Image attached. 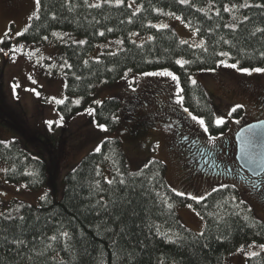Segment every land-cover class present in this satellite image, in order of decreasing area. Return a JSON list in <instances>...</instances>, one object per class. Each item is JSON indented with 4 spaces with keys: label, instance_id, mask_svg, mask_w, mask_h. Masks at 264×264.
<instances>
[{
    "label": "trees",
    "instance_id": "obj_1",
    "mask_svg": "<svg viewBox=\"0 0 264 264\" xmlns=\"http://www.w3.org/2000/svg\"><path fill=\"white\" fill-rule=\"evenodd\" d=\"M100 1L99 7H93V0H40L38 16L23 35L31 43L45 42L55 31H73L86 38L85 44L66 47L61 116L70 120L92 105L100 84L118 83L129 73L170 70L179 78L183 107L205 121L211 136L225 134L228 123L217 126L208 91L199 82L193 84L191 76L217 69L223 53L239 69L264 68V0ZM130 1L141 4V10L136 12ZM244 2L248 6L241 9L243 20L231 27L225 9ZM171 15L181 17L205 46L194 48L172 28L152 25ZM132 32L150 39L133 42ZM118 37L124 39L122 50L88 59L97 42ZM181 59L187 62L183 67L177 64ZM122 105L119 98L110 97L95 106V123L116 136L67 174L60 200L54 196L61 192L53 188L39 206L15 202V214L0 215V264H226V258L242 246L264 245V221L237 187L229 185L193 200L170 187L168 168L160 160L132 171L123 143L145 134L152 123L141 124L128 116L121 128ZM0 159L7 165L8 182L31 190L48 185L46 162L30 155L19 142L0 141ZM61 174L58 166L52 181L58 183ZM188 206L204 218L203 233L183 224L177 209ZM247 264H264V254L249 258Z\"/></svg>",
    "mask_w": 264,
    "mask_h": 264
},
{
    "label": "rangeland",
    "instance_id": "obj_2",
    "mask_svg": "<svg viewBox=\"0 0 264 264\" xmlns=\"http://www.w3.org/2000/svg\"><path fill=\"white\" fill-rule=\"evenodd\" d=\"M100 2L93 0L94 4ZM245 4L248 2L227 6L231 27H236L243 20L241 9ZM129 5L136 12L142 7L135 1H130ZM38 13L35 0H0V141H17L30 155L46 162L49 183L40 190L10 183L6 178L7 165L0 159V215L15 214V202L39 206L53 188L61 192L59 197H54L58 200L62 198L63 181L67 174L75 170L87 155L97 152L96 149L101 148L105 140L116 136L108 130L102 131L94 118L95 106L101 105L107 98L117 97L123 104L119 114L121 128L128 116L141 124L152 123L145 134L123 143L132 171L141 170L152 160H160L168 168L170 187L190 199L196 197L193 200H202L219 188L235 186L257 217L264 221V175L254 182L238 171L235 140L242 128L264 120V73L252 72L248 75L239 68L225 67V64H233L227 55L217 69L191 76V81L201 83L208 91L216 119L228 123L227 132L220 136L208 134L204 127L191 119L193 114L184 111L183 104L176 103L177 93L181 96L177 81L164 75H150L165 71L173 73L170 70L143 75L129 73L118 83L100 84L92 105L70 120L63 118L61 126L54 124L49 130L46 122L62 117L59 112L61 104H56L52 98L63 101L66 98V47L85 44L86 38L73 31H55L57 35L52 34L45 42L25 41V29L28 30ZM152 25L172 28L183 43L194 48L205 46V40L181 17L171 15ZM129 39L143 44L150 37L132 32ZM7 41L6 47L2 45ZM123 47L122 37L99 41L88 59L98 60L103 52H118ZM15 85L19 87L14 91ZM233 108L236 111L241 108L239 117L234 116L236 111L232 112ZM89 109L92 114H89ZM178 123L181 124V134L177 136ZM218 164H221L220 169ZM58 166L62 174L58 183H54L51 174L57 171ZM229 167L231 171H228ZM107 175L111 177L110 172ZM177 211L188 229L198 234L204 232L205 220L196 209L188 206L179 207ZM261 246L258 243L242 246L226 258V264H247L253 252L264 254Z\"/></svg>",
    "mask_w": 264,
    "mask_h": 264
},
{
    "label": "water",
    "instance_id": "obj_3",
    "mask_svg": "<svg viewBox=\"0 0 264 264\" xmlns=\"http://www.w3.org/2000/svg\"><path fill=\"white\" fill-rule=\"evenodd\" d=\"M237 161L252 177L264 175V120L242 128L237 136Z\"/></svg>",
    "mask_w": 264,
    "mask_h": 264
},
{
    "label": "snow or ice",
    "instance_id": "obj_4",
    "mask_svg": "<svg viewBox=\"0 0 264 264\" xmlns=\"http://www.w3.org/2000/svg\"><path fill=\"white\" fill-rule=\"evenodd\" d=\"M121 2H122V0H117V4H120ZM186 2H187V0H181V3H186ZM35 3H36V7L39 8V6H40V0H35ZM92 6L93 7H99L100 5L99 4H96V5H92ZM244 6L247 7L248 5L245 4ZM225 10L227 11V9H225ZM164 27H167V25H164ZM25 31H27V28L25 29ZM53 35H57V34L56 33H53ZM100 35H103V33H100ZM45 39H47V38L45 37ZM198 46H201L202 47V45H198ZM5 54H7V53H5ZM222 55L227 56L228 53H223ZM185 63H187V62L186 61H182V60H178L177 61V64L181 65V67H183V65ZM224 66L225 67H230V68H238L237 64H235V63H233V64H225ZM238 70L239 71H242V72H244L245 74H248V75H251L252 72L264 73V68H260V67H257V68L251 69V70L248 69V68H243V69H238ZM150 75H164V76L171 77L172 80L177 81V88H179V78L176 75H174L173 73H171V72L165 71L163 73H152ZM32 82L34 84L36 83L35 80H33ZM192 83L195 84L196 81L195 80H192ZM16 87H19V85H15L14 86V89H13L14 91H15V88ZM30 90L31 91H35L34 89H30ZM36 95L39 96V93L37 92ZM52 100H54L56 104H62L64 102L63 100H57L55 97H53ZM77 103H78V101H77ZM176 103L177 104H182L183 103V97L179 95V92L177 93ZM237 107H241V106H237ZM184 111L187 112L188 109L185 108ZM235 111H236V108H233L232 109V112H235ZM89 114H92V110L91 109H89ZM191 119L194 120V121H196L199 125H201L202 127H204V130L205 131H207V127H206L205 121L203 119L198 118L196 116H191ZM62 122H63V117H60L59 120H56V121L50 120V121H47L46 123L48 124L49 130H51L54 124L57 127H59V126L62 125ZM215 123L217 124V126H219V125H221V124L224 123V120L223 119H217L215 121ZM99 127H100V129L102 131H107V128L104 125H99ZM96 151L99 152L100 151V148L98 147L96 149ZM108 183L111 184L112 181L109 180ZM121 183H123V181H121ZM177 195H182V194L177 193ZM191 198L192 199H196V197H191ZM42 199H43V197H42ZM169 207H171V205H169ZM64 235H67V233H64ZM52 239H55V237H52ZM261 247L264 248V245H262ZM252 255L255 256L256 253L253 252Z\"/></svg>",
    "mask_w": 264,
    "mask_h": 264
},
{
    "label": "flooded vegetation",
    "instance_id": "obj_5",
    "mask_svg": "<svg viewBox=\"0 0 264 264\" xmlns=\"http://www.w3.org/2000/svg\"><path fill=\"white\" fill-rule=\"evenodd\" d=\"M180 127H181V124L178 123V124L176 125V128L179 130L177 136H178L179 134H181V133H180ZM203 150H204V148H203ZM207 150H209V151L212 152L211 149H207ZM213 154L215 155V152H214V151H213ZM227 154H229V152H228ZM193 155L195 156L196 154H193ZM233 156L235 157L236 155H233ZM220 165H221V164H218L219 169H220V167H221ZM195 166L197 167L198 170L200 169V168L197 166V164H196ZM195 166H194V167H195ZM219 169L215 170V172H217ZM227 169H228V171H231L232 168L229 167V168H227ZM237 169H238V171H239L241 174L246 175V176L249 178V180L255 182V178H253L248 172L244 171V170L240 167V165L238 164V162H237Z\"/></svg>",
    "mask_w": 264,
    "mask_h": 264
}]
</instances>
